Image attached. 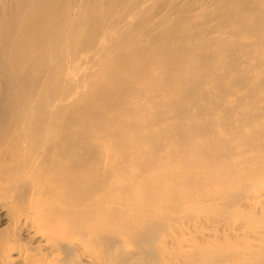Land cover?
Here are the masks:
<instances>
[{"label":"bare ground","instance_id":"bare-ground-1","mask_svg":"<svg viewBox=\"0 0 264 264\" xmlns=\"http://www.w3.org/2000/svg\"><path fill=\"white\" fill-rule=\"evenodd\" d=\"M0 264H264V0H0Z\"/></svg>","mask_w":264,"mask_h":264}]
</instances>
